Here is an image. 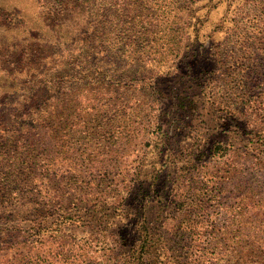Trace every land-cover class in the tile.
<instances>
[{
    "label": "rangeland",
    "instance_id": "obj_1",
    "mask_svg": "<svg viewBox=\"0 0 264 264\" xmlns=\"http://www.w3.org/2000/svg\"><path fill=\"white\" fill-rule=\"evenodd\" d=\"M180 2L189 3L182 18L200 17V29L173 30L181 23L172 20L181 15ZM0 3L30 15L21 20L14 9L0 7L8 25L0 26V47H25L29 23L40 38L66 41L55 45L53 52L60 54L39 59L44 65L58 69L66 61L72 71L80 70L81 56L94 51L92 69L98 61L111 66L82 87L74 76L56 89L55 162L37 180L41 195L30 201L35 195L29 187L0 189V264H31L34 259L39 264H111L119 235L127 243L133 238L131 219L118 213L132 211L126 206L131 199H122L128 181L134 180L147 141L158 140L163 129L174 133L177 143L206 146L222 139L227 146L244 147L264 138V0H83L60 27L49 23L48 28L41 20L50 21L53 0ZM190 5L197 10H189ZM126 27L135 31V80L128 88L108 83V72L125 77V57L112 51ZM154 89L159 100L150 97ZM158 112H165L170 122L154 123ZM251 154L242 159L247 166ZM158 155L162 159L163 151ZM144 171L145 166L139 172ZM91 204L95 221L90 214L80 217ZM62 206L74 210L75 218L56 231L44 227L33 232L31 225H48L49 209Z\"/></svg>",
    "mask_w": 264,
    "mask_h": 264
},
{
    "label": "trees",
    "instance_id": "obj_2",
    "mask_svg": "<svg viewBox=\"0 0 264 264\" xmlns=\"http://www.w3.org/2000/svg\"><path fill=\"white\" fill-rule=\"evenodd\" d=\"M53 1L51 19L46 23L42 19V27H50L49 23L60 27L72 7L83 0ZM186 4L176 3L181 15H174L172 20L178 19L181 23L173 30L203 26L200 17L191 21L182 18L189 8V3ZM190 6L189 10H197L195 5ZM0 7L14 9L16 17L30 20L26 10L1 3ZM5 20L0 15V26L7 25ZM26 27L30 39L25 47H0V189L6 185L17 190L29 187L33 189L32 196L35 195L30 201H35L42 193L37 180L55 162L56 89L74 76L82 87L89 79H100V74L111 66L98 61L92 69L90 61L95 57L94 51L81 56L80 70L72 71L66 61L58 69L46 66L39 59L60 54L53 52L55 45L66 41L57 37L40 38L42 35L32 31L29 23ZM128 31L117 39L112 51L124 55L125 77L108 72L107 80L108 83L122 82L127 88L135 80V31ZM61 74L68 78L59 80ZM153 92L150 97L159 100L155 89ZM165 114L156 113L154 123L170 122ZM173 119L180 120V117L173 115ZM173 136L166 129L159 131L158 140L149 139L144 155L138 159L134 180L128 181V190L122 198L131 199L126 206L132 211L118 212L131 219L133 238L129 244L119 235L116 259L111 264H264V138L244 147L231 142L230 147L222 139L206 146L198 142L177 143ZM162 151L163 157L159 160L158 154ZM250 152L254 159L247 166L242 159ZM144 166L143 175L140 172ZM93 207L94 204L85 206L80 217L90 214L95 221L97 214L92 212ZM48 215L52 219L49 223L54 225L50 227L46 221H38L31 225L35 234L44 227L56 231L76 216L67 206L49 209ZM30 262L39 264L36 259Z\"/></svg>",
    "mask_w": 264,
    "mask_h": 264
}]
</instances>
